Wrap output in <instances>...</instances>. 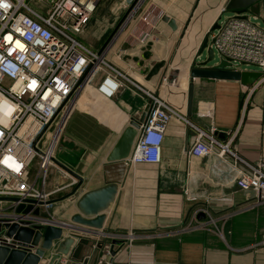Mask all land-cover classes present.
I'll return each mask as SVG.
<instances>
[{
  "label": "crops",
  "instance_id": "obj_1",
  "mask_svg": "<svg viewBox=\"0 0 264 264\" xmlns=\"http://www.w3.org/2000/svg\"><path fill=\"white\" fill-rule=\"evenodd\" d=\"M121 2L100 0L90 22L78 34L83 45L99 52L114 33L102 56L134 84L122 79V88L111 98L95 93L102 76L89 84L94 92L80 97L92 98L90 103L83 102L89 114L82 108L78 113L91 115L95 126L79 128L80 137L69 148L64 150L65 142L58 145L56 161L73 166L75 171H70L81 180V186L76 196L56 203L52 201L63 198L71 188L52 194L51 204L42 209L44 223L72 227L63 228L62 236L74 238L70 253L55 264H264V200L235 186L237 174L229 152L222 158L216 153L191 157L188 151L194 132L182 121L185 118L211 132L239 158L264 164V89L238 103L236 97L242 89L238 82L195 79L187 116L189 77L182 84L180 69H174V75L164 74L167 58L173 54L189 56L188 68L205 60H201L200 48L205 40L210 43L228 0H143L135 18L116 31L124 14ZM144 11L156 23L140 41L134 24ZM178 39L182 44L176 49ZM159 62L164 65L148 79ZM139 88L154 93L175 110L164 133L160 162L136 166H127L125 160L108 162L109 152L129 121L138 119L147 105ZM244 109L245 115L241 113ZM62 150L66 157L59 154ZM59 183V172L50 170L44 190L51 193ZM109 184L116 186V193L99 213L104 216L102 228L72 223L73 215H82L77 206L81 196ZM227 221L230 230L225 240Z\"/></svg>",
  "mask_w": 264,
  "mask_h": 264
},
{
  "label": "built area",
  "instance_id": "obj_2",
  "mask_svg": "<svg viewBox=\"0 0 264 264\" xmlns=\"http://www.w3.org/2000/svg\"><path fill=\"white\" fill-rule=\"evenodd\" d=\"M99 1L0 0L1 226L4 223H26L30 227L51 224L44 223L33 211L48 206L46 202L52 194L79 184L78 178L55 159L62 128L77 98L99 71H102V78L95 92L102 98L113 97L122 88V79L134 84L108 65L102 53L91 51L79 41L78 34L90 22ZM142 2L122 0L124 14L116 31L135 18ZM225 11L222 8L221 13ZM151 15L149 11L142 12L134 24L140 41L155 29L156 22L151 20ZM258 18L254 14L233 13L212 31L209 44L220 60L257 69L255 72L259 76L250 85L249 95L264 88V25L257 21ZM141 91L148 109L125 160L127 166L160 162L164 133L175 115V110L160 97ZM57 116L60 117L58 125L45 136ZM182 121L194 132V141L188 151L191 157L202 158L216 153L222 158L229 152L234 157L235 186L242 191H252L264 200L262 162L251 164L235 158L228 145L218 142L211 132L190 124L185 118ZM34 160L37 174L30 179L29 169ZM50 165L59 172L61 183L48 193L44 183ZM21 205L23 208L31 205V209L18 213ZM2 244L23 246L7 239L3 228L0 231Z\"/></svg>",
  "mask_w": 264,
  "mask_h": 264
},
{
  "label": "water",
  "instance_id": "obj_3",
  "mask_svg": "<svg viewBox=\"0 0 264 264\" xmlns=\"http://www.w3.org/2000/svg\"><path fill=\"white\" fill-rule=\"evenodd\" d=\"M260 3H261V17L262 23L264 25V0H228L226 4V10L231 11L235 14H242L245 12H250L256 16H260ZM218 26H215V30ZM117 29V28H116ZM114 33L111 35V37ZM110 37V39H111ZM104 44L103 48L100 50L102 53L104 47L110 41ZM205 54V60L196 67L192 68L189 72V83L187 88V106L186 112L187 116L191 113L192 100H193V89L195 79H208V80H223V81H236L242 86H250L259 76V73L255 71H236L230 69L231 64L224 60H219L218 62H213L214 54L212 49L208 46V39L205 40L200 48V54L203 52ZM164 65L163 62L155 64L147 78L156 75L159 70ZM148 109V105L145 107L144 111L138 119H133L129 121V125L124 129L117 142L115 143L112 150L109 152L106 160L108 162L114 161H124L128 158L137 131L140 127V123L143 122L145 117V112ZM79 180V179H78ZM79 184L75 186L67 196L60 199L63 200L68 197L76 196L78 190L81 186ZM116 193V186L113 184L106 185L98 190L89 191L81 196L77 202V206L80 210L79 214H75L71 217L70 221L75 224H80L86 227L93 228L95 230L102 228V221L104 216L101 213L110 203L114 194ZM48 204V202H46ZM43 205V204H41ZM31 209V205L23 208L19 206L17 209L18 213H27ZM33 214L39 217V209H35ZM93 217V218H89ZM55 224L33 225L29 226L26 223L8 224L4 223L1 228L5 231V237L10 239L13 243H19L23 246L14 247L13 244L0 245V264H37L39 259L43 257L45 252L52 251V256L50 257L47 264H55L59 261L60 257H66L69 255L70 250L74 244V238L71 236H63V228L70 229L72 227ZM230 221H227L223 234L225 240L229 239ZM53 242H57L54 246ZM112 244H117V241H113ZM35 247L34 253L31 249ZM115 252H110L113 255Z\"/></svg>",
  "mask_w": 264,
  "mask_h": 264
},
{
  "label": "rangeland",
  "instance_id": "obj_4",
  "mask_svg": "<svg viewBox=\"0 0 264 264\" xmlns=\"http://www.w3.org/2000/svg\"><path fill=\"white\" fill-rule=\"evenodd\" d=\"M223 8H225L226 9V7H223ZM259 8H260V16H258L259 18H258V22L260 23V24H262V15H261V3H260V6H259ZM247 15H249V16H252V13H250V12H245ZM233 15V13L231 12V11H229V10H226L225 12H223L221 15H220V18L218 19V21H217V24L219 25L221 22H223L226 18H228V17H231ZM120 23V22H119ZM119 23H118V25H119ZM180 39H178V41H179ZM79 41L81 42V40L79 39ZM82 43V42H81ZM181 41H179L178 42V44L176 45V49H178L180 46H181ZM83 44V43H82ZM209 42H208V46H209ZM87 47H89V46H87ZM90 49H91V47H89ZM92 51V50H91ZM100 52V51H99ZM205 54H206V52L204 51L203 53H202V56H201V60H203V58L205 57ZM213 54H214V60H213V62L212 63H214V62H218L219 60H220V58H219V56L217 55V53L215 52V51H213ZM187 57H189V56H185V55H180V54H173V55H171V56H169L168 58H167V66H166V70H164V74H167V73H171V74H173L174 75V73H177V72H175L174 71V69H176V68H178V69H183V70H185V72L187 73V79H188V77H189V72H190V70H191V68H193V67H191V68H188V64H189V62H188V58ZM190 61V60H189ZM171 63H173L174 65H173V67L171 66V69L172 70H167V68H168V66L169 65H171ZM103 68V67H102ZM230 69H237V70H241V71H256L257 69L255 68V67H253V66H249V65H242V64H231V66H230ZM104 70H106V69H104ZM181 71V70H180ZM102 75V71H99V73L96 75V77L93 79V81H95L97 78H99V76H101ZM96 82V81H95ZM94 82V83H95ZM239 83V82H238ZM240 84V83H239ZM241 85V84H240ZM242 86V85H241ZM250 86H242V89L240 90V93H239V95L236 97V98H239V101H238V103L239 102H241L240 100H241V98H251V96H252V94H250L249 95V90H250V88H249ZM262 89H264V88H260V89H258V91L259 90H262ZM85 93H86V91H85ZM85 93H83V94H85ZM96 93V92H95ZM82 94V95H83ZM97 94V93H96ZM258 94V92H256V94H255V96ZM97 96L98 97H100L98 94H97ZM82 99H84V100H82ZM85 101H87L88 103H90L91 101H92V98H90L89 96H85L84 98H77V101H76V103H75V105H74V107H73V109H72V111H71V113H70V115L68 116V118H67V120H66V122L64 123V126H63V128H62V131H61V134H60V142L59 143H61V142H65V143H63V144H65V146H64V150H65V147L67 146L68 148L71 146V145H73V144H76L77 143V141L75 140L76 138H77V136L78 137H80V135H78V133L77 132H80V129L79 128H81L82 126L83 127H89V128H91L92 126H95V124H93L92 123V121H91V118H93V117H90L91 115H88V117H87V115H84V114H80V113H78V111L80 110L81 111V109L80 108H82V109H84L85 110V112H88V114H89V110L87 109V107H83V102H85ZM239 105V104H238ZM239 107V106H238ZM247 109V108H246ZM245 109H244V111H241V113L243 112L244 114L243 115H245ZM239 115H240V113L237 115V118L239 117ZM95 119V118H94ZM59 120H60V117L59 116H57V118H55L53 121H52V123L50 124V126H49V128L46 130L47 132L45 133V136L49 133V132H51L57 125H58V122H59ZM237 124V123H236ZM69 131L71 132V134L69 133ZM76 137V138H75ZM64 150H62L61 152H59V154L60 155H62L63 157H66L67 156V153H66V151H64ZM229 151H231V149L229 148ZM232 152V151H231ZM234 155H236L235 156V158H239L240 156L238 155V153H235V152H232ZM231 158H234L233 156H231ZM56 162H58V161H56ZM60 165H62L63 167L62 168H64V169H69V170H72V171H75V169L73 168V166H71V165H69V164H67V163H63V164H61L60 162H58ZM263 163V162H262ZM67 166H66V165ZM37 164H36V160H34L33 161V163L31 164V166H30V169H29V177H30V179H34L35 178V176H36V174H37ZM56 168H55V166H52V165H50L49 167H48V169H47V171H46V179H47V173L49 174V172H50V170H55ZM58 172V171H57ZM72 173V176L75 178L77 175L75 174V173H73V172H71ZM45 179V180H46ZM38 183H40V181L38 182ZM73 188V187H72ZM72 188L70 189V191H69V193L71 192V190H72ZM67 189H69V188H67ZM66 190V189H65ZM62 191H64V190H62ZM69 193H67V194H69ZM67 194L65 195V196H67ZM64 196V197H65ZM63 197V198H64ZM69 198V197H68ZM68 198H65V199H68ZM51 199V198H50ZM62 199V198H61ZM65 199H63V200H65ZM58 201H60V199L59 200H54V201H52V202H58ZM49 204H51V201H49L48 202V207H49ZM39 218H43L42 217V209L39 211ZM35 247H33L31 250V252L32 253H34V251H35ZM52 251H53V248H52V250L51 251H48V252H45L44 253V255H43V257H41L40 259H39V261H38V263L37 264H47V261H48V259H49V257L52 255ZM51 254V255H50Z\"/></svg>",
  "mask_w": 264,
  "mask_h": 264
},
{
  "label": "bare ground",
  "instance_id": "obj_5",
  "mask_svg": "<svg viewBox=\"0 0 264 264\" xmlns=\"http://www.w3.org/2000/svg\"><path fill=\"white\" fill-rule=\"evenodd\" d=\"M180 70L181 71H179L178 78H179L180 83L184 84L187 80V73L183 69H180ZM85 91L87 92L88 95H90L89 92H91V93L94 92L90 87H86V88H84L83 92L80 94L79 98L81 96L85 95V94H83V93H85Z\"/></svg>",
  "mask_w": 264,
  "mask_h": 264
}]
</instances>
